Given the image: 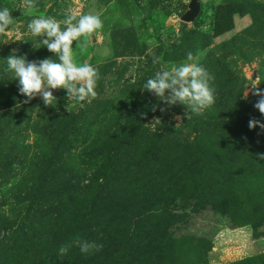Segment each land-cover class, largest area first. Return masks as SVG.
Segmentation results:
<instances>
[{"label":"rangeland","instance_id":"1","mask_svg":"<svg viewBox=\"0 0 264 264\" xmlns=\"http://www.w3.org/2000/svg\"><path fill=\"white\" fill-rule=\"evenodd\" d=\"M199 2L183 23L190 0H0L13 18L0 33V264H264V132L248 128L264 123L252 95L264 89V0ZM69 14L103 22L72 43L75 63L97 69L95 97L56 88L54 106L40 93L22 103L4 61L56 60L27 24ZM187 52L215 96L188 119L143 89ZM75 237L102 247L59 256Z\"/></svg>","mask_w":264,"mask_h":264},{"label":"clouds","instance_id":"2","mask_svg":"<svg viewBox=\"0 0 264 264\" xmlns=\"http://www.w3.org/2000/svg\"><path fill=\"white\" fill-rule=\"evenodd\" d=\"M28 7L33 0H25ZM74 21V22H73ZM13 23L8 7H0V33L9 30ZM61 24L64 27H61ZM103 22L99 15L82 14L78 18L69 14L62 22L53 17L40 16L32 18L27 24V30L33 36L44 35L47 39L41 41L47 49L57 54V59H43L37 63H26L24 57L9 55L4 61L6 67L3 71H10L18 80V93L26 97L22 103L27 104L36 93H40L44 105H55L56 99L51 91L46 89H66L69 100L85 101L94 98L97 69L88 63L77 65L73 58L72 43H79L81 37L100 30ZM212 76L200 64L194 61L193 54L187 52L185 62L172 68H162L161 71L146 79L143 89L154 92L155 95L169 105L179 102L188 111L184 114L187 119L191 115H199L215 102L214 88L210 85ZM260 82V81H259ZM252 84V95L259 99L254 104L264 115V89H259ZM168 95L165 97V91ZM20 107V102L16 103ZM164 111L163 108L160 109ZM159 118L154 119V124H159ZM248 128H259L264 132V123L259 120L249 119ZM264 158V156H261ZM77 247L81 254L99 251L101 244L75 237L70 244L61 245L57 252L59 256L65 255L69 248Z\"/></svg>","mask_w":264,"mask_h":264},{"label":"water","instance_id":"3","mask_svg":"<svg viewBox=\"0 0 264 264\" xmlns=\"http://www.w3.org/2000/svg\"><path fill=\"white\" fill-rule=\"evenodd\" d=\"M201 11L199 0H190L188 10L181 16L183 23H192L196 20Z\"/></svg>","mask_w":264,"mask_h":264}]
</instances>
